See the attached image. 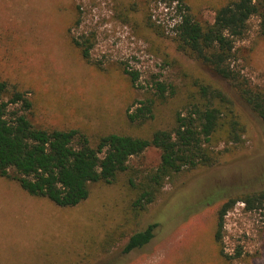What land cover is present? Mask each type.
<instances>
[{"label":"rangeland","instance_id":"obj_1","mask_svg":"<svg viewBox=\"0 0 264 264\" xmlns=\"http://www.w3.org/2000/svg\"><path fill=\"white\" fill-rule=\"evenodd\" d=\"M226 1L185 0L196 18L210 23ZM132 2L137 11H128ZM147 14L157 29L147 26ZM174 19L172 8L154 0H0V81L29 94L36 126L77 128L91 139L149 137L173 125L181 100L197 84L230 92L208 67L176 49ZM257 29L251 18L235 42L232 64L264 90V38ZM80 36L93 43L89 60L72 43ZM124 70L136 72L137 81ZM155 81L174 86L177 97L156 106L152 119L129 122L126 112L154 97ZM232 97L246 126L242 145L215 167L176 174L142 214L132 207L136 192L128 172L111 184H91L87 199L68 208L0 177V264H264V212L237 202L224 218L218 246L214 232L223 200L204 202L216 193L264 187V124ZM159 163V150L148 148L130 166L143 174ZM152 224L150 242L124 253L129 236Z\"/></svg>","mask_w":264,"mask_h":264},{"label":"trees","instance_id":"obj_2","mask_svg":"<svg viewBox=\"0 0 264 264\" xmlns=\"http://www.w3.org/2000/svg\"><path fill=\"white\" fill-rule=\"evenodd\" d=\"M172 8L170 27L178 51L198 60L224 80L227 91L213 83L201 82L188 90L174 112L173 125L157 129L149 137L109 133L91 139L77 128L39 127L30 119L32 101L27 92L0 81V177L18 183L27 194L45 198L61 208L74 207L89 196L91 184H111L120 173H129L128 185L136 192L132 199L135 215L144 213L156 201L167 181L176 174L211 168L222 155L242 145L246 126L232 94L264 124V90L254 85L233 66L235 42L242 39L251 18L258 20V35L264 38V0H228L214 11L213 22L196 18L185 0H154ZM128 11H137L136 2ZM127 15V14H126ZM148 27H157L147 14ZM72 43L89 60L90 37H72ZM135 83L138 74L124 70ZM154 97L138 102L126 112L132 123H144L154 116L156 106L177 97L171 84L154 82ZM232 92V94H231ZM148 148L160 152V163L143 174L133 171L131 159ZM222 201L217 211L214 240L221 246L224 218L237 202L247 211L264 212V187L237 194H214L206 204ZM156 225L134 231L124 253L141 248L153 238ZM220 255L228 257L222 249Z\"/></svg>","mask_w":264,"mask_h":264}]
</instances>
